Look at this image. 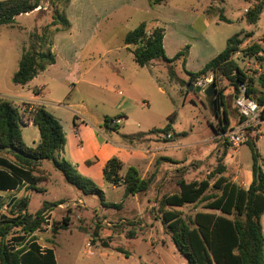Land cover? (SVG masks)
I'll return each mask as SVG.
<instances>
[{
  "label": "rangeland",
  "instance_id": "rangeland-1",
  "mask_svg": "<svg viewBox=\"0 0 264 264\" xmlns=\"http://www.w3.org/2000/svg\"><path fill=\"white\" fill-rule=\"evenodd\" d=\"M52 2L53 0H44L41 11L17 17L13 26L0 27V97L18 107L24 123L31 116L28 112H23V104L37 98L34 91L38 82L21 86L13 82V77L19 69L23 52L31 47L36 34H40L52 22ZM88 3L87 0H76L71 13L76 17L73 37L80 42L89 41L81 53L83 66L90 61L103 60L104 73L100 84L104 102L98 104L96 113L111 120L124 112L129 120L127 125L126 122L119 124L120 128L142 131L146 136L158 140L164 134L161 131L169 124L168 118L175 114V120L171 124L175 135L171 140L166 139L167 142L161 143L168 148L163 151L164 155L176 161L167 165V171L171 174L179 167L191 170L192 166L203 165L206 172V167L214 164V153L219 148V143L213 141L214 127L218 128V121L212 113L213 102L205 95L209 86L197 93L187 91L186 84L190 74L199 73L208 62L226 49L227 41L236 34H240L244 43L248 42L249 45L252 40L263 39L264 8L260 20L256 24H249L245 9L254 3L253 0H170L158 6H152L150 0H91L93 6ZM144 22L165 29V55L168 59H173L184 50L187 53L172 64L163 60L155 61L154 68L149 66L145 71L155 77L153 88L133 91L117 81L116 76L124 73L121 66L128 74L132 73L135 62L126 49L124 40L129 32ZM249 34L252 35L251 38ZM51 35L49 33V37ZM57 37L59 41L54 54L60 56L58 51L61 50L66 57L71 37L67 33L58 34ZM238 62L246 71L243 62ZM170 67L175 71V80L170 77ZM159 85L165 90V95L159 91ZM221 87L227 88V95L232 91L226 80L221 82ZM72 88L66 82L53 87L50 93H45L44 101L48 103L50 113L54 112L55 106H60L63 110H79L76 105L81 104V98L73 95ZM126 96L131 98L132 103L122 111L117 106L118 101ZM229 103L226 101V109L230 124L234 126L236 117L231 112ZM67 116L69 120L70 115ZM262 129L264 135V124ZM22 132L27 146L35 147L39 143L37 127L24 124ZM250 137L263 160L264 136L257 139L252 134ZM56 154L60 157L61 151ZM225 163L233 174L251 170L253 160L250 145H242L237 152L228 147ZM42 170L44 181L36 185L37 189L25 188L22 193L20 189L14 193L0 194L2 213L9 214L12 205L10 200L13 197L28 198V210L32 214L44 203L63 202L58 208L49 211L50 222L47 225L50 228L44 226L36 235L42 247L54 248L58 264H189L179 251L167 224L163 222L161 211L166 208L161 203L153 211L149 208L147 198L151 193H148L147 198L141 197L140 207L132 197L126 198L124 186L114 189L106 181L91 179L104 195H84L68 184L63 174L50 162L44 161ZM175 179L176 176H173L170 182ZM122 202L125 204L121 208L109 207L110 204L119 205ZM196 209H202V204L183 209L187 222L194 218ZM65 218H70V225L66 230H59L55 238L53 227L56 223L58 226L63 225ZM262 224L264 229V217ZM133 237L135 238L127 242ZM122 240L126 243L121 244ZM89 242L93 255L88 254ZM118 248L131 257L128 262L115 254L119 253L116 251Z\"/></svg>",
  "mask_w": 264,
  "mask_h": 264
},
{
  "label": "trees",
  "instance_id": "trees-1",
  "mask_svg": "<svg viewBox=\"0 0 264 264\" xmlns=\"http://www.w3.org/2000/svg\"><path fill=\"white\" fill-rule=\"evenodd\" d=\"M166 1L150 0L152 6ZM43 2L44 0L0 1V27L13 26L17 17L41 11ZM69 3L70 0H53L52 22L40 34H36L31 47L23 52L19 69L13 77L16 85H28L48 66L55 64L54 38L58 34L69 32L71 28L67 16ZM263 8L262 0H254V8L246 13V21L256 24ZM148 32H151L149 37ZM49 33L52 34L50 37ZM164 36L163 28H150L144 22L126 35L125 44L131 47L130 51L140 67H147L157 60L172 64L186 56L187 51L184 50L173 59H168L165 55ZM243 44L241 35L236 34L227 41L226 49L208 62L199 73L190 74L188 84H194L202 76L213 77L216 95L211 100L215 115L220 118V125L218 128L214 127L216 133H227L233 129L227 112L224 110V115H220L225 106L227 91V88L221 87L223 80L229 82L236 94L240 86H245L247 96L262 107L261 117L264 120V73L255 81L240 67L239 60H235V55L240 53L242 59L264 62V49L259 42L245 48ZM170 77L173 80L176 78L172 67ZM23 105V112L30 114L33 126L39 130L40 141L35 147L26 145L22 132L25 124L22 112L12 102L0 97V192L14 193L25 187L37 189L36 185L44 181L42 163L48 161L63 174L68 184L84 195L103 197V192L91 179L80 175L76 167L65 159L57 157L56 153L66 143L61 123L44 106L35 105L30 111V103ZM119 119L120 116L111 120L106 118L105 125ZM174 120L175 114H172L168 126L161 133L171 131ZM138 137L123 136V139L132 141ZM247 143L251 147L253 160V180L247 190L225 177L218 178L211 186L210 177L201 182H180V193L164 197L161 202L163 208L202 204V209L208 211L196 213L190 222L184 220L180 212L161 211L163 222L167 224L179 251L189 264H264V159L261 160L254 141L249 139ZM124 169L125 165L119 159H111L104 169L105 180L115 186L124 185L126 196L145 192L148 182L141 178L138 171L132 167ZM216 172L223 174L225 168L220 165ZM1 201L0 196V264H57L54 248L42 250L36 234L42 231L45 224L44 214L64 203H44L32 214L28 210V198L13 197L10 200V212L6 215L2 213ZM69 222L70 218H65L63 225L58 226L56 223L52 230L53 236L56 238L59 230L68 229ZM116 251L124 253L119 248Z\"/></svg>",
  "mask_w": 264,
  "mask_h": 264
},
{
  "label": "crops",
  "instance_id": "crops-1",
  "mask_svg": "<svg viewBox=\"0 0 264 264\" xmlns=\"http://www.w3.org/2000/svg\"><path fill=\"white\" fill-rule=\"evenodd\" d=\"M76 0H70L67 10V16L71 24V28L67 34L71 37L68 44V55L64 57L63 52L61 50L58 51L59 55H56V62L53 65L48 66L44 72L40 73L35 79L30 83L38 82V85L35 87V93L37 94V98L33 101L26 102L30 103V111L35 105L44 106L48 111V103L44 101L45 93H50V90L57 85L65 84L66 82L70 83L73 88L72 92L73 95H77V97L81 98V104H77L79 110H63L60 106H55L54 112L51 113L62 125L66 143L64 148L61 150V155L59 158H63L68 161L71 165L76 167L77 171L82 174L83 176L94 180H99V182L106 181L104 177V169L106 164L113 158L119 159L125 165V169L127 168H134L138 171L141 178L148 182V188L145 192L136 194L132 197L134 202L137 203V206L141 207V197L148 196V204L150 205L149 208L153 211L159 204L162 202L164 197L172 196L174 194L180 193V182H201L203 180H209L210 185L216 182V180L220 177L227 178L230 182L237 184L238 186L248 189L252 183L253 177L251 170L246 172H240L239 174H233L229 172L228 167L226 166V157L228 154V147L231 146L225 141L224 133L219 131L216 133L214 131L213 141L219 143V148L214 153L215 162L209 167H206V172L203 169V165L200 167H194L193 169H183L182 167L176 168V171L172 172L171 174L167 171V165L169 163H175L173 159L168 156L164 155L166 148L161 143L162 141L167 142L165 136L166 135H173V128L171 126V131L168 134H163L161 138L155 139L153 137H148L145 135L144 132L140 131H127L124 127L120 128L118 125L124 122L127 125V121L129 120L126 113H121L120 115V123L112 125L111 123L107 126L105 125V119L108 118L105 115H101L96 113V109L98 104L103 101L104 97L102 96V85L100 84V80L103 75V60L99 59L98 61H90L88 65L83 66V58L82 52L86 49L88 42L77 40L74 38L73 32L76 31V17L71 13L72 8L75 5ZM91 0H87L90 3ZM170 1V0H167ZM166 1V2H167ZM254 1V0H253ZM162 5V4H161ZM254 8V3L251 4L249 8L246 10H251ZM262 15V14H261ZM223 18V17H222ZM261 18V17H260ZM149 27H158L155 25H150ZM161 28V27H159ZM165 30V29H164ZM64 33H61V35ZM60 35V34H59ZM58 35L54 38V46L53 52L57 48L58 43ZM250 36V37H249ZM247 37L251 38L252 35L249 34ZM260 40H264V38H260L257 41L262 43V47L264 49V42H260ZM166 34L164 36V49H166ZM125 43V40H124ZM251 45V44H250ZM126 49L132 55L134 62L135 58L133 53L130 51V46L126 45ZM249 46V43H244L243 48ZM65 51V50H64ZM179 54V53H178ZM242 55L238 53L235 55V59L242 58ZM92 60V59H91ZM243 62L246 66V63L253 62L254 60L250 59H242L239 60ZM155 61L150 63V67L154 68ZM240 64V63H239ZM147 67H140L136 62L132 66V73L128 74V71L124 67L121 66V71L124 73L122 75L116 76V80L120 83L125 84L127 87L131 88L133 91L135 89L138 90H151L153 88V81L155 79L152 73H148L149 69ZM247 71V68H246ZM209 77V76H206ZM72 80V81H70ZM173 80V79H172ZM73 82V83H71ZM188 84V83H187ZM81 87V88H80ZM159 91L165 95V90L159 85ZM227 93V92H226ZM121 94V92H120ZM236 93L232 89L229 95L225 94V106L224 109H221L220 115H224V110L227 112L226 109V101H229V107L231 108V112L236 117V124L231 126V128L236 127L241 118L236 110L234 98ZM130 97H124L118 101V108L122 111L126 110L128 105L132 102L130 101ZM98 100V101H96ZM214 105V104H213ZM212 105V106H213ZM213 108V107H212ZM49 112V111H48ZM70 113V114H68ZM213 115L218 121V126L220 125V118L216 117L214 109L212 110ZM70 115L69 120L68 116ZM228 115V113H227ZM117 117V116H116ZM229 118V116H228ZM169 120V118H168ZM66 122V123H64ZM25 124L28 126L33 125L31 118L29 121H26ZM263 124L264 120L260 124L256 130L252 131L250 135L255 134L256 137L262 138L263 135ZM139 136L138 138L127 141L123 139V136ZM251 140V137L249 136ZM248 139V140H249ZM228 146V147H227ZM227 147V148H226ZM238 150H236L237 152ZM223 166L225 168V172L223 174H217L216 170L219 166ZM252 169V167H251ZM124 172V171H123ZM170 174V175H169ZM176 176V179L170 182V179ZM107 182V181H106ZM172 183V184H171ZM112 185V184H111ZM113 188H118L120 186L112 185ZM124 186V185H121ZM125 187V186H124ZM26 188V187H25ZM25 188L21 189V193L25 190ZM0 194H2L0 192ZM104 195V194H103ZM126 196V198H129ZM26 198V197H25ZM23 199V198H22ZM125 204L122 202L121 204H110L109 207L112 208H121ZM199 205V204H198ZM196 204L186 205L183 208L177 207H170L167 206L166 211H175L180 212L182 218H184L183 209L187 207H196ZM206 211L204 209H196L194 212V216L196 213ZM183 213V214H182ZM218 213V212H217ZM156 216V215H155ZM163 218V217H162ZM133 238H130L127 242L131 241ZM121 244L126 243L125 240L120 241ZM48 249V248H46ZM114 252V251H113ZM124 252V250H123ZM115 253V252H114ZM125 253V252H124ZM124 253H115L122 257L124 262H128L131 257L126 256ZM56 258V255H55ZM57 262V259H56ZM58 264V262H57Z\"/></svg>",
  "mask_w": 264,
  "mask_h": 264
},
{
  "label": "built area",
  "instance_id": "built-area-1",
  "mask_svg": "<svg viewBox=\"0 0 264 264\" xmlns=\"http://www.w3.org/2000/svg\"><path fill=\"white\" fill-rule=\"evenodd\" d=\"M248 10H246V13ZM147 36H151V32H148ZM247 73L250 78L257 81L260 78V75L264 73V62H259L254 60L253 62L246 63ZM213 84L212 77L202 76L195 80L194 85L201 89H206L208 86ZM234 103L236 110L241 118L239 124L233 129L229 130L227 133H224L225 141L233 148L234 150H239L242 145L246 144L250 133L260 126L262 123V107L253 99L247 96L245 86H240L239 92L235 95ZM120 120H116L111 124H119ZM166 139L171 140L172 135H166ZM45 216V228L49 227L47 225L50 222L49 212L44 214ZM43 226V227H44ZM43 229V228H42ZM37 235V234H36ZM46 248L42 247V250ZM88 254L93 255L91 243H87Z\"/></svg>",
  "mask_w": 264,
  "mask_h": 264
},
{
  "label": "water",
  "instance_id": "water-1",
  "mask_svg": "<svg viewBox=\"0 0 264 264\" xmlns=\"http://www.w3.org/2000/svg\"><path fill=\"white\" fill-rule=\"evenodd\" d=\"M187 91L189 92H197V93H200L202 91L201 88L199 87H196L194 84L190 83L187 85ZM205 95L207 98H213L215 95H216V87L214 84H211L207 90H205Z\"/></svg>",
  "mask_w": 264,
  "mask_h": 264
}]
</instances>
